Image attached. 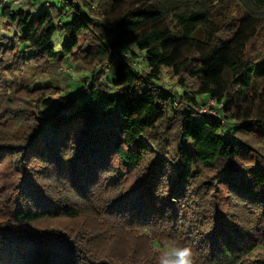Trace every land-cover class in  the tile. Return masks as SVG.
Masks as SVG:
<instances>
[{"label":"trees","instance_id":"1","mask_svg":"<svg viewBox=\"0 0 264 264\" xmlns=\"http://www.w3.org/2000/svg\"><path fill=\"white\" fill-rule=\"evenodd\" d=\"M38 1L0 0V264H264V0Z\"/></svg>","mask_w":264,"mask_h":264},{"label":"rangeland","instance_id":"2","mask_svg":"<svg viewBox=\"0 0 264 264\" xmlns=\"http://www.w3.org/2000/svg\"><path fill=\"white\" fill-rule=\"evenodd\" d=\"M26 0H8L14 8H17L19 6V2L23 3ZM47 2H55L58 3L60 6H66V4L62 1L59 0H40L36 3H34V9H33V14H36L40 11H42L45 7V4ZM3 33L8 36L9 38L13 39V41L17 44L20 45L21 48L23 46L20 44L19 39L15 36V31L14 28L11 27L10 29L3 30ZM66 38V34L64 32L58 31L53 39V42L55 44V47L57 50H60L62 47V42ZM131 48L135 51H137V48L135 46H131ZM33 50H29L30 53H32ZM145 65V64H144ZM63 71L65 72L64 75H44V74H39L34 71L33 68L28 69L27 75L32 78L30 82L31 88H35L37 86H52V87H62L64 88V91L66 94L72 95V96H78L82 87V82L78 80L79 75H88V72H83V73H75L73 71V63L72 64H65V66L62 68ZM168 68H164L163 73L161 74L160 78L154 79L155 83H158L160 86H164L166 88H172L177 92V94H182L183 89L178 86L176 83H174V80L168 73ZM115 76L114 73V68L113 66L110 67V71L106 73L105 75V82L106 80H113ZM3 80V79H2ZM0 80V92L3 90V86L5 84V81L3 82ZM257 80V79H256ZM2 81V82H1ZM201 118H209V116H202ZM235 125L233 123H227L224 124L221 127V135L226 138H233V131L235 129ZM167 247L163 248V251Z\"/></svg>","mask_w":264,"mask_h":264},{"label":"clouds","instance_id":"3","mask_svg":"<svg viewBox=\"0 0 264 264\" xmlns=\"http://www.w3.org/2000/svg\"><path fill=\"white\" fill-rule=\"evenodd\" d=\"M157 264H194L193 250L188 246H168L159 254Z\"/></svg>","mask_w":264,"mask_h":264},{"label":"built area","instance_id":"4","mask_svg":"<svg viewBox=\"0 0 264 264\" xmlns=\"http://www.w3.org/2000/svg\"><path fill=\"white\" fill-rule=\"evenodd\" d=\"M215 105V100H209V103L201 108V111H210L212 114L218 115V112L212 108V106Z\"/></svg>","mask_w":264,"mask_h":264}]
</instances>
